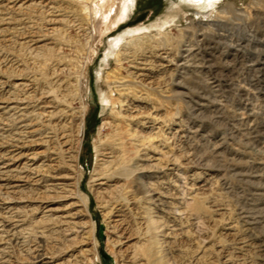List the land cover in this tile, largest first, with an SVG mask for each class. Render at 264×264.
Returning a JSON list of instances; mask_svg holds the SVG:
<instances>
[{
	"label": "rangeland",
	"instance_id": "obj_1",
	"mask_svg": "<svg viewBox=\"0 0 264 264\" xmlns=\"http://www.w3.org/2000/svg\"><path fill=\"white\" fill-rule=\"evenodd\" d=\"M156 243L264 264V0H0V264Z\"/></svg>",
	"mask_w": 264,
	"mask_h": 264
},
{
	"label": "bare ground",
	"instance_id": "obj_2",
	"mask_svg": "<svg viewBox=\"0 0 264 264\" xmlns=\"http://www.w3.org/2000/svg\"><path fill=\"white\" fill-rule=\"evenodd\" d=\"M174 21H172V20H169V21H161V22H158V23H154V24H152V26L151 27H157V28H164V27H167V25H169V24H172ZM125 142V141H124ZM124 150V149H123ZM126 157V156H125ZM128 158V157H127ZM129 159V158H128ZM124 163V165H125V162H123ZM123 165V166H124ZM127 165V164H126ZM125 165V166H126ZM128 166V165H127ZM129 167V166H128ZM121 168H122V165H121V167H120V170L116 173L117 175L115 176V177H117V178H119V177H121V176H125L126 177V179L128 180L130 177H128L129 175H128V173H129V171H128V169L126 168H124V169H122L121 170ZM127 171H128V173H127ZM131 172V171H130ZM114 177V178H115ZM125 181V180H124ZM77 189V190H79V188H80V183L79 182H76L75 183V185H74V189ZM80 194H81V192H80ZM79 194V196H81L82 197V195H80ZM158 242V241H157ZM155 245H157L155 248H153V247H151L150 249H147L146 251H144V254H145V257H146V261H147V263L148 264H167V259H166V257H165V250H164V246L162 247L159 243L157 244H155Z\"/></svg>",
	"mask_w": 264,
	"mask_h": 264
}]
</instances>
